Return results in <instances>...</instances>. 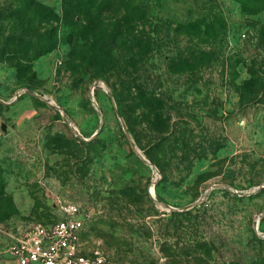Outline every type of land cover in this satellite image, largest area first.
<instances>
[{
  "label": "rangeland",
  "instance_id": "obj_1",
  "mask_svg": "<svg viewBox=\"0 0 264 264\" xmlns=\"http://www.w3.org/2000/svg\"><path fill=\"white\" fill-rule=\"evenodd\" d=\"M74 1L68 16L63 0H0V264L60 202L114 264H264V0H134L132 21L122 0H92L89 19ZM53 28L34 62L6 42Z\"/></svg>",
  "mask_w": 264,
  "mask_h": 264
},
{
  "label": "built area",
  "instance_id": "obj_2",
  "mask_svg": "<svg viewBox=\"0 0 264 264\" xmlns=\"http://www.w3.org/2000/svg\"><path fill=\"white\" fill-rule=\"evenodd\" d=\"M26 94L31 92L18 91L15 100ZM59 212V220L33 224L15 238L7 264H114L101 251L85 252L82 233L89 220L85 209L78 204L60 202Z\"/></svg>",
  "mask_w": 264,
  "mask_h": 264
},
{
  "label": "trees",
  "instance_id": "obj_3",
  "mask_svg": "<svg viewBox=\"0 0 264 264\" xmlns=\"http://www.w3.org/2000/svg\"><path fill=\"white\" fill-rule=\"evenodd\" d=\"M74 0H63L64 2V8L66 9V13L67 15H71L72 13L74 14V12L76 11V9L78 10V8L80 9L81 6L75 4L76 1ZM98 3L100 4H104V3H108L109 0H96ZM126 6H128V9L130 11V15L131 17L130 20H137L136 17H138L139 20L144 19V16H142L141 12L138 11L139 6H133L134 5V0H122ZM249 4L251 7H255L256 4L254 2H256L255 0H248ZM84 3H86L87 5H89L87 10H83V14L85 15V17L87 19H89V17L91 16V4H92V0H83ZM5 5H8V7L11 9L12 7V3L11 1H7ZM145 8V7H143ZM1 9V7H0ZM252 9H256V8H252ZM142 10V9H141ZM144 10V9H143ZM145 11V10H144ZM79 12V10H78ZM93 14V13H92ZM79 16V15H78ZM81 19V16H79ZM93 17H92V21H93ZM81 21V20H80ZM39 33V31H38ZM13 41H15V43L17 44V41H19L18 44L21 43H25V45L28 47V51H30L32 53V56L30 58H28L31 62H34L36 60H38L39 58H41L42 56H45L49 53H51L52 51H54L57 48V41H58V35L56 34V29H52L49 32H47L46 34L42 35L39 37V39H35V36L31 39H27L24 40L22 39V36L20 35L18 38H14V39H7L6 42L10 43V45H12ZM24 41V42H23ZM16 46V45H15ZM0 61H6V59L3 56H0ZM27 90H29L30 92H33L32 90H30L29 88H25ZM113 97L119 107V111L121 114V117L125 120L126 123H128V129L130 131V133H133V128L130 125V117H129V113L127 112V110H125L123 108V102H122V98L121 95L114 91L113 93ZM58 117H60V113L57 114ZM118 195H122V196H126L129 191L128 190H120L118 192H116ZM194 210L199 211L200 208L195 207L194 209L190 210L189 212H193ZM173 215H176V212H172ZM119 216V218H118ZM121 214H117L116 216H111L110 219L106 222H104V225L107 227H110V229L113 231V233H115V229H119L121 222H125L126 219L121 218ZM59 220V218H57L55 221ZM53 221V222H55ZM52 223V222H50ZM47 223V224H50ZM130 224L127 223L125 224L124 227L129 226ZM87 229V227H86ZM86 229L85 231L82 233V240L83 237L85 236V238H87V233H86ZM91 230V228H88L87 232H89ZM103 231V232H102ZM92 232L94 233H98L99 237H104L106 238L108 235H106L104 233V230L99 231L95 226L92 227ZM86 233V234H85ZM110 237V236H109ZM109 239V243L111 245V248L116 250L117 252V256L120 257L122 255H127L129 253H131V245L127 243V241L122 242L120 239H117L115 237V234L111 236V238Z\"/></svg>",
  "mask_w": 264,
  "mask_h": 264
},
{
  "label": "water",
  "instance_id": "obj_4",
  "mask_svg": "<svg viewBox=\"0 0 264 264\" xmlns=\"http://www.w3.org/2000/svg\"><path fill=\"white\" fill-rule=\"evenodd\" d=\"M37 98H40V99H42V97L41 96H38V95H35ZM114 102V104H116L115 103V101H113ZM58 109H60L58 106H56ZM5 127V126H4ZM97 135V134H96Z\"/></svg>",
  "mask_w": 264,
  "mask_h": 264
}]
</instances>
